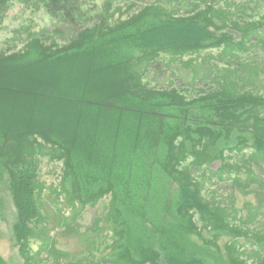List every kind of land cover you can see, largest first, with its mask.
I'll return each instance as SVG.
<instances>
[{"label": "trees", "instance_id": "1", "mask_svg": "<svg viewBox=\"0 0 264 264\" xmlns=\"http://www.w3.org/2000/svg\"><path fill=\"white\" fill-rule=\"evenodd\" d=\"M14 1L0 0V20ZM200 1H158L110 24L102 13L92 23L87 0H42L50 17L81 27L76 36L0 52V192L23 264L68 256L50 232L77 235V218L102 200L110 242L89 264H264V0L257 19L241 17L250 3ZM215 50L227 66L218 74L199 77L190 61V82H164L173 62ZM44 156L62 163L68 214L57 209L55 226L40 200ZM213 178L257 204L242 216Z\"/></svg>", "mask_w": 264, "mask_h": 264}, {"label": "rangeland", "instance_id": "2", "mask_svg": "<svg viewBox=\"0 0 264 264\" xmlns=\"http://www.w3.org/2000/svg\"><path fill=\"white\" fill-rule=\"evenodd\" d=\"M158 1L162 2V0H87L90 6L85 8L86 16L92 17L93 23L99 17V14L102 13L109 23L112 24L128 18L144 6ZM192 1L202 4L200 0ZM236 1L240 2V4H245L247 7L248 3H250V8H252V11L250 9L245 10V14L241 15V17L257 19L263 12L260 5L262 0H253L252 2L249 0ZM187 2L188 0H181V3ZM172 5L177 7L179 4L172 2ZM178 8L182 7L178 6ZM80 28L75 29L60 19L50 17L44 9L42 0H15L0 20V52L7 54L17 52L31 39H37L46 45H64L76 36L78 33L76 31L77 29L79 31ZM218 54L219 51L217 50L204 51L199 55L186 56L180 61L173 62L170 68H167V71L162 73L164 82L168 80L181 86L190 82L193 72L191 68L188 69L184 65L185 62L188 63L190 61L193 63L191 67L197 72L199 77L208 74L209 69L211 70V75L218 74L223 67H227L225 62L219 61ZM256 59L259 60L260 58L257 57ZM261 68H263L260 70L261 83L255 82V85L264 89V65ZM172 73L175 76H172ZM152 75L153 73H150V76ZM196 84L203 86L204 82L197 81ZM208 84L210 83L208 82ZM190 89L192 90V88ZM36 164L37 179L42 187L40 200L43 207L51 212L50 225L55 226L53 220L63 216L58 214L62 212L64 215L68 214L63 206L64 195L57 194L62 182V163L44 156L38 157ZM218 167L219 163L216 162L211 166V169L214 170ZM253 168L256 175H259L258 169L256 167ZM241 178L245 179L246 177L243 174ZM229 183L231 182L220 183L216 178H213L211 187L209 186L210 183L207 187L215 190L226 206H233L237 211H240L242 216L247 215L249 209L245 205L250 203L252 207H255L257 197L247 194L245 192L246 189L241 190L242 187L235 188L231 193ZM57 209H60L61 212L58 213ZM106 209L107 203L105 200L100 201L94 208H86L76 220L77 235L61 232L60 228L51 231L50 235L55 238L57 250L66 253L68 256L58 257L57 255H49L43 252L36 257L34 264H89L92 258L99 259V257L105 255L107 253L106 246L109 244L111 237L110 228L102 220V215H104ZM14 218L15 210L10 196L7 192L2 191L0 192V257L3 259L4 264H23L12 236ZM257 218L261 219V216L258 215ZM59 232L61 233L59 234ZM223 242L224 239L219 244L221 245ZM30 245L32 254H34L38 248V243L32 241Z\"/></svg>", "mask_w": 264, "mask_h": 264}]
</instances>
